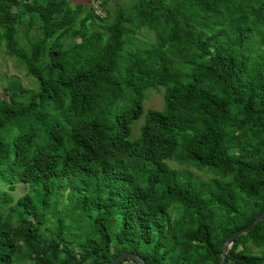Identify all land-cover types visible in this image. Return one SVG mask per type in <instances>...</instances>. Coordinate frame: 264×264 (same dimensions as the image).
<instances>
[{
	"label": "trees",
	"instance_id": "1",
	"mask_svg": "<svg viewBox=\"0 0 264 264\" xmlns=\"http://www.w3.org/2000/svg\"><path fill=\"white\" fill-rule=\"evenodd\" d=\"M109 1L0 0V45L36 82L0 93V185L26 187L0 195V264H217L264 209V0ZM223 264H264V218Z\"/></svg>",
	"mask_w": 264,
	"mask_h": 264
},
{
	"label": "rangeland",
	"instance_id": "2",
	"mask_svg": "<svg viewBox=\"0 0 264 264\" xmlns=\"http://www.w3.org/2000/svg\"><path fill=\"white\" fill-rule=\"evenodd\" d=\"M72 6L79 5L85 11L88 7L94 8L95 3L94 0H69ZM181 10L183 13L196 12L199 7V2L196 0H179ZM131 1L130 0H110L106 5L107 13L112 16L115 12V8L121 7L124 13H131ZM157 6L162 7L160 4ZM21 29L22 26H18L17 33V42L19 45H23V37ZM36 32L33 30L30 31L29 38H34ZM133 41L138 44H148L152 42L151 33L141 30L135 37H133ZM63 44L68 46L70 44L69 39L63 40ZM10 79H16L19 81L22 87L35 90L36 82L35 80L27 76L23 70V68L12 58L7 57L4 54L3 44L0 45V93L2 88L5 86L6 82ZM162 97H163V89L161 87L157 89H146L143 93V100L141 103V107L143 112L146 110H159L162 107ZM143 116H141L137 121H134L130 127L132 130L130 138H134L138 135L139 128L142 125ZM166 164L173 169L178 170H186L188 171L194 179L198 180H208L210 178H219L218 175L214 174L212 171L208 169L204 170H196L193 167H184L180 166L174 162L166 161ZM26 191V187L22 184L16 185L13 189H8L5 185H0V195L6 194L11 197L12 202L8 203L3 207V210H7V207L10 206L18 197H20ZM60 207L58 206V209ZM240 249L237 248L236 251ZM120 264H129L128 262H121Z\"/></svg>",
	"mask_w": 264,
	"mask_h": 264
},
{
	"label": "water",
	"instance_id": "3",
	"mask_svg": "<svg viewBox=\"0 0 264 264\" xmlns=\"http://www.w3.org/2000/svg\"><path fill=\"white\" fill-rule=\"evenodd\" d=\"M264 218V209L260 212L258 216L255 217V219L246 227L236 230L233 233H231L223 242V245L221 247L220 255L217 264H223L225 254L231 247L234 239L236 237H239L241 235L246 234L248 231H250L258 222H260ZM135 262L136 264H146L141 258H139L136 255H133L128 252H123L121 254H118L114 256L112 259H110L106 264H119L121 262Z\"/></svg>",
	"mask_w": 264,
	"mask_h": 264
},
{
	"label": "built area",
	"instance_id": "4",
	"mask_svg": "<svg viewBox=\"0 0 264 264\" xmlns=\"http://www.w3.org/2000/svg\"><path fill=\"white\" fill-rule=\"evenodd\" d=\"M94 9H95V14H100V13L98 12L96 6H94ZM126 262H128L129 264H133L132 262H129V261H126Z\"/></svg>",
	"mask_w": 264,
	"mask_h": 264
}]
</instances>
